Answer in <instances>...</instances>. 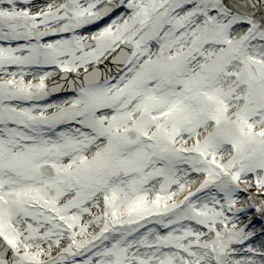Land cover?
Masks as SVG:
<instances>
[{
	"label": "snow or ice",
	"instance_id": "obj_1",
	"mask_svg": "<svg viewBox=\"0 0 264 264\" xmlns=\"http://www.w3.org/2000/svg\"><path fill=\"white\" fill-rule=\"evenodd\" d=\"M0 264H264V0H0Z\"/></svg>",
	"mask_w": 264,
	"mask_h": 264
}]
</instances>
